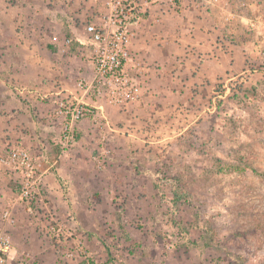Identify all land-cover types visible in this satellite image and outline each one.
I'll return each mask as SVG.
<instances>
[{"label":"rangeland","instance_id":"1","mask_svg":"<svg viewBox=\"0 0 264 264\" xmlns=\"http://www.w3.org/2000/svg\"><path fill=\"white\" fill-rule=\"evenodd\" d=\"M167 1L178 20L175 59L152 61L146 82L150 67H130L144 68L128 40L139 94L114 106L96 93L94 48L66 42L75 39L70 25L82 39L83 22L103 24V1L0 0V159L19 148L41 163L28 201L0 160L5 264H264V0H220L205 11ZM17 52L37 56L13 59ZM58 56L78 72L62 76ZM62 80L89 100L60 92ZM69 105L92 111L71 125L72 140ZM83 121L90 137L78 131Z\"/></svg>","mask_w":264,"mask_h":264},{"label":"built area","instance_id":"2","mask_svg":"<svg viewBox=\"0 0 264 264\" xmlns=\"http://www.w3.org/2000/svg\"><path fill=\"white\" fill-rule=\"evenodd\" d=\"M93 3L103 1L107 11L103 24L83 22V38L65 39L67 43L75 41L81 45L89 44L94 48L95 90L97 95H104L109 104L123 106L132 102L139 94V88L129 77L126 63L129 60L128 27L140 15V6L136 0H90ZM201 8L214 7L220 0H192ZM147 6V5H146ZM145 7V5H144ZM146 9V7H145ZM57 37H53L56 41ZM65 106L64 104L60 105ZM64 108V107H63ZM64 113L69 116L67 134L64 138L72 140L71 125L83 117L92 114L84 107L66 106ZM1 162L21 178V200L35 199L38 186V171L41 168L39 159H33L26 150L15 148ZM30 209V208H29ZM9 237L0 234V264H5L12 257Z\"/></svg>","mask_w":264,"mask_h":264},{"label":"crops","instance_id":"3","mask_svg":"<svg viewBox=\"0 0 264 264\" xmlns=\"http://www.w3.org/2000/svg\"><path fill=\"white\" fill-rule=\"evenodd\" d=\"M143 1L144 0H136L137 4L140 6V14H144L145 12L148 14V17H144L143 15H139L138 18L136 20L133 21V23L130 25L129 29H128V39L130 42V47L133 48V50L137 53H133L134 57L140 58L141 60V64L144 66H147V63L149 65L148 70H150V73L147 75L148 77L145 78V81L148 82L149 76H152L155 74V68L156 64H153V66H151V62H155L158 60H165L167 59L168 61L174 60L175 59V49L174 48H170V45L173 46V38H170L169 34H170V30L174 29V27H176V18H174V15L170 13V11L174 10V6L173 5H169V2L167 0H154L150 6L148 7V9H145L144 5H143ZM172 4V3H170ZM195 3L193 1L190 2V8H194ZM77 6V5H75ZM69 9L67 7H61L63 9V11L65 10V12L67 11H71L72 9V4H69ZM203 8H201L199 11H205ZM146 10V11H143ZM142 16L144 18H142ZM156 17L159 18L160 21H162V25L158 27V25H152V17ZM155 18V20H156ZM68 20V19H67ZM178 21V20H177ZM63 22V21H62ZM72 28V37L77 38L76 36H79V32L77 31V27L74 28L73 25H70ZM73 26V27H72ZM152 33L156 34V35H152L151 37H148L149 35H151ZM164 35H166L168 37L167 41H165L164 39ZM162 36V37H161ZM153 37V38H152ZM33 38L30 40L29 38H25L24 39V43H29L32 42ZM196 41H198L199 43L197 44H202L205 43L206 41H202V38L200 39V37H196ZM165 44L166 46H168V50L165 52ZM41 54V58L40 59H45L46 61L48 60V57H52V54L47 53L46 51ZM36 53H31V52H17V53H12L11 57L13 59H17V60H27L29 58L32 57H36ZM219 58L218 54H216V58L215 60H217ZM74 59L71 57L70 59H64L61 56L56 57V67L58 70H60V72L62 73V76H67V75H74V71L78 72V68L76 67L74 61ZM213 60V59H212ZM213 65V62L211 61V63H209V66L211 67ZM217 66V64H215ZM45 66H47V63L45 64ZM55 66V65H54ZM137 71L140 72L142 70L145 69L146 66H144V68H137L136 66L134 67V65H130V67H132ZM162 66V65H160ZM202 68L205 67V65L201 66ZM82 70L84 71V66H81ZM89 68H91L89 66ZM169 69L168 65L167 67L164 66L162 69ZM206 68V67H205ZM18 69L17 67H14L13 70ZM85 72V71H84ZM139 76H144L141 74H138ZM144 77H142L143 79ZM70 78H68L69 80ZM68 80H62L60 82H62V91L65 92H71L73 93L75 96L73 97V100L76 101H82V100H86L88 101L89 98H85L84 95L85 93H77V89L74 88L73 84H70L68 82ZM96 98V97H95ZM94 102V103H93ZM93 104H95L98 108H103V103L99 102L98 99H95V101H92ZM39 109L42 111L48 110L51 105H42V106H38ZM105 112H107V108H105ZM106 116H108L106 114ZM28 119V118H27ZM0 120H3V118H0ZM29 120V119H28ZM30 122L32 123V120H30ZM78 131L81 133L82 137L89 135L90 132V128L89 125L86 124V121H83L82 123L77 125ZM31 129L34 130V127H32L31 125ZM90 134H92V132H90ZM110 137H112V135H109ZM90 137V135H89ZM12 232V236L13 239H16V229H11ZM15 241V240H14ZM17 242V241H15Z\"/></svg>","mask_w":264,"mask_h":264}]
</instances>
